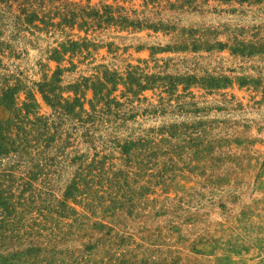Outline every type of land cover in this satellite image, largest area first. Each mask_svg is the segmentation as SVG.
<instances>
[{
	"label": "rangeland",
	"instance_id": "1",
	"mask_svg": "<svg viewBox=\"0 0 264 264\" xmlns=\"http://www.w3.org/2000/svg\"><path fill=\"white\" fill-rule=\"evenodd\" d=\"M180 1L0 3V264H264V0Z\"/></svg>",
	"mask_w": 264,
	"mask_h": 264
},
{
	"label": "trees",
	"instance_id": "2",
	"mask_svg": "<svg viewBox=\"0 0 264 264\" xmlns=\"http://www.w3.org/2000/svg\"><path fill=\"white\" fill-rule=\"evenodd\" d=\"M11 0H0V3H4L7 4L8 2H10ZM54 1V0H49ZM188 0H181V3H185ZM192 1V0H190ZM183 5V4H182ZM181 6V5H180ZM65 11H64V17H63V21L64 22H70L69 24L72 25L74 23L75 18L79 15L82 18V25H87L88 21L85 18H89L90 20H93V23L100 28L103 24H105L106 26L109 25H115L117 26L119 29H124V30H130V31H135V30H141L144 27L147 28H153L154 31L158 30V28H160L162 26L160 20L158 21H153V19L151 18H146L145 15L143 18L139 17L140 14H144V10L138 12L136 9L135 10H131V14L129 13L130 11L127 10L125 7L123 6H113L111 4H103L100 8H89L88 6L85 7H81L78 9V11H76L75 7L70 8V7H65ZM78 8V6H77ZM89 9V10H88ZM28 8H26L23 5V8L21 9V13H27L28 12ZM32 11V9H31ZM37 12L33 11L27 18H25V20L27 22H32L34 19H37ZM152 21V22H150ZM81 26V25H80ZM197 42V43H195ZM67 44L70 46L71 50L73 51L75 48H78L79 44L76 41H68ZM201 44L203 43H199L198 39H193L192 41V50L196 51L201 47ZM204 44H207V41H204ZM241 45H243L240 42ZM0 45L1 42H0ZM66 44L63 45V49L64 51L68 50V48H66L65 46ZM188 47V45L185 43V40H182L181 44H176L173 47H171L172 49H181L184 50ZM212 47V45H206L207 49H210ZM221 47V45H220ZM243 49H245V46L241 49V52H243ZM254 51V47L250 49V51H248V54H251ZM54 52H58V50H54ZM108 75H111V77H114L110 72H108L107 70H105L104 74H103V78L104 80L107 81H113L114 78H110L108 77ZM129 75H131V72H129ZM100 84H98L99 90H101V88H103V85L105 84L104 82H99ZM0 104H4V105H9V101L7 99V96L4 95L0 98ZM70 105H67L65 111L67 110V113L72 109ZM56 112V111H55ZM58 112L60 114H63V112L61 110H58ZM66 113V112H65ZM56 118H58L59 116H55ZM9 119V118H7ZM15 123V122H14ZM0 125H6V123L4 124V122L0 121ZM19 125V124H16ZM32 125H37L35 123H33ZM1 148V145H0Z\"/></svg>",
	"mask_w": 264,
	"mask_h": 264
}]
</instances>
